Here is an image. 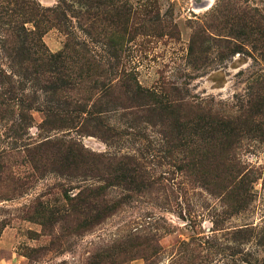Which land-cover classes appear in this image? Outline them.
<instances>
[{"label":"rangeland","instance_id":"rangeland-1","mask_svg":"<svg viewBox=\"0 0 264 264\" xmlns=\"http://www.w3.org/2000/svg\"><path fill=\"white\" fill-rule=\"evenodd\" d=\"M206 3L0 0V264H264V0Z\"/></svg>","mask_w":264,"mask_h":264},{"label":"trees","instance_id":"trees-1","mask_svg":"<svg viewBox=\"0 0 264 264\" xmlns=\"http://www.w3.org/2000/svg\"><path fill=\"white\" fill-rule=\"evenodd\" d=\"M24 36H25L24 34L21 36V43H22V44H24V42H25ZM24 52H26V49H25ZM26 53H27V52H26ZM26 53H25V54H26ZM14 54L16 55V57H17L19 60H23L22 56H23L24 54L21 53V51L17 50V51L14 52Z\"/></svg>","mask_w":264,"mask_h":264},{"label":"water","instance_id":"water-1","mask_svg":"<svg viewBox=\"0 0 264 264\" xmlns=\"http://www.w3.org/2000/svg\"><path fill=\"white\" fill-rule=\"evenodd\" d=\"M205 1L207 2L206 4H208V3L210 4V2H211L210 0H205Z\"/></svg>","mask_w":264,"mask_h":264},{"label":"bare ground","instance_id":"bare-ground-1","mask_svg":"<svg viewBox=\"0 0 264 264\" xmlns=\"http://www.w3.org/2000/svg\"><path fill=\"white\" fill-rule=\"evenodd\" d=\"M210 1H212V0H210Z\"/></svg>","mask_w":264,"mask_h":264}]
</instances>
